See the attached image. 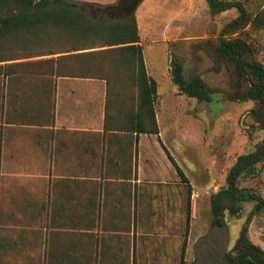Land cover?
<instances>
[{
	"label": "crops",
	"instance_id": "0c3cea01",
	"mask_svg": "<svg viewBox=\"0 0 264 264\" xmlns=\"http://www.w3.org/2000/svg\"><path fill=\"white\" fill-rule=\"evenodd\" d=\"M153 8L144 26L158 25ZM174 9L164 26L182 22ZM106 93L89 76H0V264H182L192 186L159 133L126 128V98L105 120Z\"/></svg>",
	"mask_w": 264,
	"mask_h": 264
},
{
	"label": "trees",
	"instance_id": "16d2710c",
	"mask_svg": "<svg viewBox=\"0 0 264 264\" xmlns=\"http://www.w3.org/2000/svg\"><path fill=\"white\" fill-rule=\"evenodd\" d=\"M205 2L211 16L231 9L238 13L217 38L200 43L212 60L211 71L225 69L229 74L224 97L236 103L251 102L246 116L262 132L254 150L236 158L224 185L210 196L211 225L222 227L225 217L237 218L244 204H253L233 247L224 253L222 264H264V250L248 236L250 220L264 213V200L240 185L242 178L258 177L259 164L264 163V64L255 58L256 48L244 32L248 24L264 23L259 14L252 17L246 10L248 0ZM169 63L171 81L185 97L209 103L213 95L221 94L199 75L187 78L177 58L171 57ZM22 74L102 79L107 89L105 120L111 110L109 103L121 109L122 99L126 98L132 110V124L126 128L135 134L159 133L154 109L157 84L147 73L134 15L110 21L82 11L72 0H0V76ZM167 156L186 184L184 173Z\"/></svg>",
	"mask_w": 264,
	"mask_h": 264
},
{
	"label": "rangeland",
	"instance_id": "374dc122",
	"mask_svg": "<svg viewBox=\"0 0 264 264\" xmlns=\"http://www.w3.org/2000/svg\"><path fill=\"white\" fill-rule=\"evenodd\" d=\"M72 1L94 17L103 15L114 21L125 16H115L110 9L118 6L119 1L113 5L108 4L115 0ZM181 2L182 22L178 26H164L163 20L176 13L174 0H142L137 6L141 25L139 37L144 43L147 69L157 84L154 109L159 134L192 186L188 205L184 201L182 264H222L224 253L233 247L253 204H244L237 218L225 217V225L213 227L209 199L224 185L236 158L254 150L262 132L246 116L253 105L251 102L236 103L224 97L229 74L225 69L219 73L211 71L212 60L200 43L217 38L221 29L237 17V11L231 9L211 16L205 0ZM263 5L264 0H248L246 10L252 17L259 14L264 23ZM151 6H154L152 11H155L158 25L144 26L146 21L141 19V14ZM244 32L256 48L255 58L264 64V24H248ZM171 57L181 62L187 78L199 75L210 88L221 94L213 95L209 103L182 95L170 78ZM157 160L164 171L163 163ZM259 168L258 177L242 178L240 185L252 189L264 200V163L259 164ZM161 190L154 186L155 193ZM248 236L253 244L264 250V213L250 220Z\"/></svg>",
	"mask_w": 264,
	"mask_h": 264
},
{
	"label": "water",
	"instance_id": "95a60500",
	"mask_svg": "<svg viewBox=\"0 0 264 264\" xmlns=\"http://www.w3.org/2000/svg\"><path fill=\"white\" fill-rule=\"evenodd\" d=\"M142 2V0H119L120 5H125V17L133 15L137 6Z\"/></svg>",
	"mask_w": 264,
	"mask_h": 264
},
{
	"label": "flooded vegetation",
	"instance_id": "af4514ba",
	"mask_svg": "<svg viewBox=\"0 0 264 264\" xmlns=\"http://www.w3.org/2000/svg\"><path fill=\"white\" fill-rule=\"evenodd\" d=\"M125 7H126L125 5L119 4L118 6L112 8L113 15L115 16H120L122 14L124 15L126 13Z\"/></svg>",
	"mask_w": 264,
	"mask_h": 264
}]
</instances>
